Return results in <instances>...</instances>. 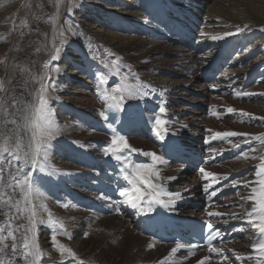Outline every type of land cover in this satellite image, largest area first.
I'll return each instance as SVG.
<instances>
[{
    "label": "bare ground",
    "instance_id": "bare-ground-1",
    "mask_svg": "<svg viewBox=\"0 0 264 264\" xmlns=\"http://www.w3.org/2000/svg\"><path fill=\"white\" fill-rule=\"evenodd\" d=\"M16 1L18 0H0V13L10 16L12 14L11 10L14 9L13 4ZM71 2L69 3L71 4ZM99 2L96 5H90L89 11H91L92 17L97 18L94 22H102L101 18H104L103 24L106 25L107 15H113L112 24L115 26L116 31L108 32L100 26L97 31L99 39L96 40L93 39L90 28L86 29L85 27V30L80 28L79 30L85 34L84 42L79 45L84 51L82 52L83 55L80 54L81 51L76 49L74 52L76 51L77 54L70 53L69 48L65 51L62 59L67 63V66L61 67L60 72L57 73L55 84L59 88L58 91L55 90V93L65 95V97L59 99L57 96V105L54 106L56 119L62 127V132L72 136L70 142L77 140L87 145V147L80 149L75 145H71L70 138L67 142H64L63 135L58 137L60 138L58 143L53 141L54 146L50 153L52 163L60 168L62 173L71 172L73 175L57 174L48 177L43 174V181L46 180L44 184L46 185L48 182L50 184L48 190H45L48 191V197L51 196L50 202L48 198L45 201L46 208L49 207L47 210L54 209L58 205L61 206L65 201L69 203L67 209L61 207V210H56L58 211L56 218L64 221L65 229L71 233L72 238H75L76 241L88 234L76 245L78 252L81 254L78 255L79 257L83 256L85 258V256H88L91 258H86L92 262L97 261L102 264H152L156 259L163 257V261L169 264V247L145 237L147 235L143 232V228L141 226L136 227L142 215L128 206H121L119 201L123 197H120L119 192L113 199L103 200L99 198L100 193L104 190L98 186V180H108L110 187L115 190H118L121 185H127L122 180L119 172L118 175L114 176L109 170L117 162L114 159L111 162L100 152L101 146H106L110 142V135L105 128L104 121L98 114L103 106L98 99L96 75L103 70L102 60L104 62L109 60L107 59L108 56L104 55L113 47L125 57L123 63L131 65L132 75L138 74L145 84L157 89L156 93H150L142 100L129 101V103L138 105L134 110L135 121L126 125V131L130 133L129 142L133 147L144 151H154L161 155L157 146V138L152 131L150 118L154 114H159V105L166 102L167 118L170 120L168 135L173 137L180 146L196 155H200L204 163L208 160V150L211 147V142H214L216 147L226 149L222 155L216 156L215 161H208V164L216 163L218 158L221 159L222 157H226L225 162L213 166L203 165L202 167L220 174L221 182H224V185L228 184V181L222 179L224 175H227L231 180L234 177L243 176L249 170H251L250 173L253 177L251 180H254L252 161L245 162L234 159L237 152L248 148L249 145L241 143L240 148L237 149L233 148L231 143L225 141H212L211 137L216 131H224L220 128V125L221 120H225L229 115L226 112L228 107L253 114L255 118L264 116L263 111L257 107V104L255 106L254 104L243 105L241 109L237 106L240 101L252 100L254 93L243 98L233 95L234 91L251 93L253 87L256 91L264 93V57L261 56L262 59L252 61L249 70L244 71L245 69H242L243 65L250 60L248 56H242L245 47L252 43L254 44L252 49L261 48L260 44L262 42L256 43L255 38L261 34L264 36V31H261V29H264V0H131L128 2L102 0V6L111 8L110 11L102 9L99 11L97 8ZM240 8L242 9L240 10ZM83 9L78 10V12L81 13ZM56 11L59 12V10ZM82 15L81 17H83ZM179 15L186 20L185 28L193 32L192 41H196V45L192 48L180 46L176 39L169 42L167 31L158 26L153 27L158 19L178 21ZM9 19L11 17L1 21L0 30L3 29L7 32L10 30ZM202 23H204V28ZM245 24L249 25V28L242 33H237V26L243 27ZM119 25L123 27L119 28ZM227 32L233 34L222 40L214 41L211 39L212 36L225 35ZM202 33L207 35H202ZM0 43V46L2 44L4 46L6 44L10 45L9 35L0 34ZM262 48L264 49V46ZM93 55H95V59H93ZM221 55L224 57L229 56L231 59L230 64L215 81H208L202 72L214 59ZM27 65H30V63ZM31 65L33 70V64ZM1 67L0 69H2ZM68 69H73L70 75L68 74L69 71L67 72ZM33 71V73L38 72L35 68ZM28 72L30 73V71ZM197 72H199V76ZM122 74L128 75V69L123 68ZM12 80L11 82H13ZM119 80V76L114 78L115 82H119ZM21 81H24L22 73L14 78V82L11 83L9 89L11 93H16V96L19 94L17 101L13 102L9 98L4 106V113L5 111L6 113L10 111L14 113L15 108L19 106L18 101L22 104L26 103V100L23 97L21 98L22 93H17L16 90L17 87L22 88L20 86ZM74 82L77 85L76 87L73 86ZM33 84L34 82L30 79L28 85L32 88ZM259 85L263 86L259 87ZM70 88L74 91H67ZM165 89V96L161 98L158 93ZM29 94L28 92L27 99ZM94 98H96V102H94ZM212 105H216L219 118L212 115ZM61 108H63L64 115H66L64 120L58 119L60 111H62ZM204 109H208L207 118L204 117ZM242 123L244 122L234 118V122L232 124L229 122L228 130L225 131H238L253 135L259 132L256 128L253 131L248 127L245 129L246 131L237 128ZM184 125H187V127H184ZM93 128L97 131H91ZM209 129L212 131H208ZM228 139L239 141L243 138L233 137ZM0 141L2 140L0 139ZM135 155L133 154V159L139 160L134 158ZM145 158L150 162L148 157ZM97 167H101L102 172L99 173ZM199 168L191 164L176 165L170 163V166L163 172L164 176H178L177 180L168 183L170 190L181 192L184 188L191 190L183 193L182 199L176 201V209L180 208V210L188 213L200 211L188 204V200L202 203L206 199L201 187L203 180L198 171ZM220 191L225 193V197L215 206H208V210L225 212L230 215L232 210L226 205L236 202L235 193L237 189L229 186ZM241 194H244V192L241 191ZM81 206L86 207L88 211L90 210V214H87V210L81 208ZM117 207L120 208L123 214H117L115 211ZM236 211L239 210L236 209ZM112 214L116 215L110 216ZM43 215L46 219L47 211ZM216 220L218 223L230 224L233 227L234 234L237 235V241L240 242L236 245L237 249L247 253V255H254L249 243L251 239L250 232H254L253 229L247 228L244 221L232 220L229 216L216 217ZM242 226L245 227L244 231L240 230ZM37 229H39V225H37ZM46 240L47 238H39L40 245H43L41 248L47 245ZM87 241H90V246L95 247L90 253L91 248L87 249L85 245ZM143 244L141 250L140 247ZM149 244H154L155 247L149 249ZM232 250H234L233 247ZM96 251H100V253L97 252V255L94 256ZM224 251L228 256V260L212 254L213 261L211 264H237L239 262L229 249ZM180 263L188 264L184 263V260H181ZM94 264L96 263L94 262ZM250 264H254V261H251Z\"/></svg>",
    "mask_w": 264,
    "mask_h": 264
},
{
    "label": "snow or ice",
    "instance_id": "snow-or-ice-1",
    "mask_svg": "<svg viewBox=\"0 0 264 264\" xmlns=\"http://www.w3.org/2000/svg\"><path fill=\"white\" fill-rule=\"evenodd\" d=\"M249 28L245 24L243 27L237 26V33H242ZM264 31V29H261ZM227 32L225 35L212 36V40H222L226 36L232 35ZM202 35H207L202 33ZM64 44L63 33H61L60 45ZM62 48L53 42V48L50 53V59L43 64L45 70L60 72L61 65L53 63L61 59ZM106 56L111 57L103 63V69L96 75L98 99L103 108L99 111V117L104 121L105 128L110 135V142L106 146H101L100 152L104 157L114 159L119 166V173L127 186L121 185L119 191L120 197H123L119 204L128 206L142 216L155 213L157 209L167 211H176V201L182 199L183 193L190 192L188 188L181 191H172L168 183L178 179L177 175L164 176L163 172L170 166V160L165 156L159 155L154 151H144L133 147L129 142L130 133L126 131V125L133 123L136 119V104L129 101H139L146 98L150 93H156L157 89L145 84L141 77L132 75V68L129 64L122 63L123 57L115 52L108 51ZM95 59V55H93ZM2 63V61H0ZM128 69V75L122 74V69ZM119 76V82L113 86L109 77ZM44 79L51 80L48 71L44 74ZM134 81V82H132ZM40 88L36 90L35 99L26 102L15 108L13 118L6 121L3 130H0V137H3V147H0V264H41V259L46 255L38 241L37 224H43L50 229L51 243L55 247L61 258V264H84L79 259L77 253L58 240V235H63L71 240V233L65 229L63 220L54 219L52 212L47 210L44 203L47 199L45 193L37 186L36 181L40 174H46L48 177L57 174L73 175L71 172H61V169L52 163L50 153L53 148V141L62 135V127L56 119L55 112L51 106L52 96L49 88L59 90L58 86L44 85L42 80H38ZM7 90L0 84V92ZM166 89L159 91V96H165ZM233 95L243 98L253 95L248 92L234 91ZM0 102V119L4 118V109ZM166 102H162L158 107V113L150 119L152 131L157 139L163 141L169 134L168 125L170 120L167 118L168 109ZM212 115L219 118L216 105L211 106ZM226 112L239 113L241 117L254 118L252 114L243 110H237L228 107ZM259 119L264 120V117ZM241 122H244L241 120ZM8 125L13 127L8 128ZM119 125V127H118ZM187 127V125H184ZM91 131H97L95 128ZM208 131H212L209 129ZM242 137V140L233 141L228 138ZM212 141H225L231 143L233 148H240L241 143L249 145L248 148L236 153L235 160L258 161L254 168V180H249L247 175L234 177L229 180L227 175L222 177L228 181L227 185L221 184L220 174L206 170L205 167L198 169L201 174L203 191L207 194L209 200L217 197L218 191L224 187L236 188L237 200L235 203L226 205L232 211L229 213L219 211H207L209 218L229 216L232 220H241L245 222L247 228L253 229L250 247L254 255L244 256L229 250L237 261H254V264H264V135H253L251 133H242L238 131H216ZM208 142V141H206ZM71 145L80 149H85L87 145L77 140H72ZM259 148V151H258ZM225 148L212 146L209 148L208 161H215L217 155H222ZM171 151L179 153L180 147L173 143ZM133 154L148 157L150 162H136ZM251 154V155H250ZM7 169V175H4ZM220 185L218 189L215 187ZM241 191L244 194H241ZM100 199L108 200L109 197L100 193ZM213 205L210 204L209 207ZM61 207L68 208L69 203L65 201ZM238 209L239 211H236ZM47 211V219L43 213ZM117 214H123L119 207L115 208ZM208 229V245L206 250L210 254L223 257L228 260L225 251L215 246L212 242L220 237V232L215 228L214 222L209 219L206 222ZM241 231L245 230L242 226ZM87 234H85L86 238ZM154 244H149L148 248H154ZM188 248L195 249L197 245H184L177 243L171 248L170 254L175 257L176 253L184 249L185 255L170 261L169 264H180V261L195 255L194 252H187ZM70 258V259H69ZM211 256L203 257L197 264H208ZM159 264H166L160 261Z\"/></svg>",
    "mask_w": 264,
    "mask_h": 264
},
{
    "label": "rangeland",
    "instance_id": "rangeland-1",
    "mask_svg": "<svg viewBox=\"0 0 264 264\" xmlns=\"http://www.w3.org/2000/svg\"><path fill=\"white\" fill-rule=\"evenodd\" d=\"M71 1L70 0H18L13 4L14 9L11 10L12 16L11 15L8 16V15H4V13H0V23L5 18L11 17V19L8 20V21H10V30L8 32L3 30V29L0 30V34L9 35V37H10V45L6 44L4 46V44H2L0 46V61H2V63L0 64V67L2 66L1 67L2 69H0L1 70L0 71V84H2L3 87L7 90L6 92H0V102H3L2 103L3 109H4L5 104H7V102L9 101V98L12 99L13 102L17 101V97L19 96V94H18V96H16V93H11V91L9 89L12 85L11 83L14 82V78H16V76L21 75V73H22V76L24 77V81L20 82V86H22V88L17 87L16 90H17V93H19V92L22 93L21 98L23 97L24 100H26V102H31L32 100L35 99V95L33 96V94H35L36 90H38L41 86V85H39L40 83L37 82L38 80H42L44 85L50 84L51 86H55L57 72L54 73V71H51V66H50L49 70H45L43 68V64L50 59V53H51L52 48H53V42H55V44L57 46H60L62 48V56L64 55L65 51L68 48L70 50V53L74 52V50L76 49L77 51H81L80 54L83 55L82 52H84V51L81 49V47L79 45L84 42V40H85L84 35L85 34H83V32H81L79 30L80 28H83V30H85V27H86V29L90 28L92 31V36L94 37L93 39H96V40L99 39V37L97 36L98 35L97 31L100 29V28H98L100 26H102V29H106V31H108V32H115L116 31L113 28L115 26L113 24L111 25L112 16H110V15H107V18H106V21L108 22L107 25L103 24L104 18H101L102 22H94L97 18L92 17L91 11H89L90 5H96L97 2L100 1L99 4L97 5V8L99 9V11H100V9L106 10V11H110V9H111L109 7H106V6H102L101 0H87V1L86 0H81V1L80 0H76V1L71 0ZM113 1L115 2V0H113ZM119 1H123V2L127 1L128 2L131 0H116V2H119ZM69 2H71V4ZM84 3H86V4H84ZM82 9H83V11L81 13L78 12V10L81 11ZM241 9L242 8H240V10ZM56 10H59V12H57ZM117 13H119V12H117ZM67 15H68V17H67ZM81 15L83 17H81ZM109 18H111V19H109ZM78 20H80V21H78ZM81 21H83L82 22L83 24L81 23ZM93 23H95V24H93ZM226 24H228V23H226ZM76 26H77V28H76ZM121 26L122 25H119V28H121ZM75 31H77V32H75ZM61 33H63V38H64V44L62 46L60 45ZM48 36H50V37L47 38ZM261 36H262V34L259 36H256V38H255L256 43L262 42L260 44L261 48H258V49L255 48V50H254V49H252V46L254 44L250 43L249 45H247L245 47L244 51H242V56H248V58H250L249 62L244 64L242 67V69H245L244 71H247L250 69V64L252 63V61H254V60L257 61L258 59H262V57H264V49L262 48L264 46V36H262V37ZM42 47L44 50L42 49ZM108 51L115 52L118 56H122V54L119 53V51L113 47L110 48ZM74 53L77 54L76 51ZM62 56H61V59H59L58 61L53 62V63L59 64V65H61V67H66L67 63L65 61H63ZM104 56H106V55H104ZM122 57H123V61H122V63H123L125 60V57L124 56H122ZM39 59H41V60H39ZM107 59H111V57H107ZM28 63H30V65H27ZM31 64H33V70L35 68V70H37L38 72L33 73L34 71L32 70ZM71 70H73V69L67 70V72L69 71L68 72L69 75H70ZM28 71H30V73ZM46 71H48L50 76H51L50 81L48 79H44L43 74H45ZM102 71H107V70L103 69ZM14 74H16V75H14ZM33 74H34V76H33ZM197 74L199 76V72H197ZM13 76H14V78H13ZM29 76L32 78H30ZM40 76H41V78H40ZM111 77L112 76L109 77V80H110V83H112L114 86V84L116 83L114 81V78L117 76L112 77L113 79ZM30 79H32V81L34 82V84L32 85L33 89L31 88V86L28 85ZM11 80L13 82H11ZM73 86H75V87L77 86L75 82H74ZM260 86H263V85H259V87ZM92 87H93V85H92ZM53 88L54 87L49 88V93L51 96H53L52 97L53 100L51 99L50 103H51V106H52L53 111H54L55 110L54 106L57 105L56 104L57 98L58 99L63 98V97H65V95H58L57 93H55V90ZM70 90L74 91V89H72V88L67 89V91H70ZM252 91L254 92L253 99L249 100V101H240V103L237 105L238 108L241 109L243 105L254 104V106H255V104H257V107L260 108L261 111H263V113H264V93L256 91L255 87L252 88L251 92ZM28 92L30 93L29 94L30 99L29 98L27 99V93ZM25 93H26V95H25ZM31 93H33V94H31ZM93 100H95L94 102L97 101L96 98H94ZM236 101H239V100H236ZM72 102H74V101H72ZM61 110L62 111H60V116H58V119L64 120V118H66V115H64L63 108H61ZM10 112L6 113V111H5L4 118L0 119V130L4 129L3 127H5L7 120H10L11 118H13V112H11V113ZM55 113H56V110H55ZM232 114H234V115L231 118H228L227 120H221L220 128L222 130H224V131L228 130L229 122L232 124L234 122V118H235L237 120H240V121L243 120L244 121V123L239 124L237 126V128H241V129L245 130L248 127L252 131L255 130V128H256L257 130H259V132L257 134H254V135H264V120L259 119L261 117L255 118V116H253L254 119L253 118L250 119L247 116L241 117L238 112L232 113ZM249 125H251V126H249ZM10 126L13 127L12 125H8L7 127L11 128ZM62 135H60L59 137L62 136L64 139V142H67L68 138L72 137V136H69V134H65L63 132H62ZM0 139L2 140V141H0V147H3V137H0ZM59 139L60 138H57L54 142L58 143ZM70 140H71V138L69 139V142H70ZM260 147H264V146H260ZM257 163H258V161H252L251 164L253 165V167H252L253 170H254L255 165ZM6 172H7V169H5V172H4L5 176L7 175ZM42 177H43V174H41L40 177L37 179L36 184L43 191V189H44L43 185L38 184V182H41V181H42L41 182L42 184L45 183V181L41 180V179H43ZM247 177L249 179L251 177V173H249L247 175ZM48 200L50 202L51 198L49 197ZM47 208H49V207H47ZM55 208H54L55 211H54V209H51V208L49 210L50 211L52 210L51 212L53 215H54V213H56L53 216V218L58 219V218H56V216H58V211H56V210H61V207L59 206V207H55ZM86 213H88V211ZM88 214H90V213H88ZM46 219H47V216H46ZM0 223H2V222H0ZM37 225H39V229H37L38 241H39V238H41V237L47 238V240H46L47 245L42 247V249L48 256L45 255L44 257H42V259H41L42 263L41 264H43V262H44V264H56V263L61 264V261L64 260V258H61L59 256L58 252L56 251L55 247L53 245H51L52 243H51V238H50L49 227L45 226L43 224H37ZM46 228L49 229L48 232L46 231L47 230ZM62 236H63L62 234L58 235L59 242L65 244L66 246L71 247L73 250H75V252L77 253V256L81 255L78 252V248L76 247V245H78L79 241L82 240L83 237H85V236H82V238L77 240V241L75 238L74 239L72 238L70 241L66 237H62ZM87 236H88V234H87ZM85 245H86L87 249L91 248L89 250V253H90V251L94 250V248H95L93 246H90V241H87ZM41 246H43V245H41ZM143 246H144V244L140 247L141 250H142ZM74 248H76V249H74ZM46 250H47V252H46ZM49 251H50V253H49ZM97 252L100 253V251H96L94 256L97 255ZM49 255H51V256H49ZM83 255L85 256L86 254L84 253ZM86 257L91 258V257L85 256V258ZM85 258L83 256L79 257V259H81V260L84 259L83 260L84 264H94V262L96 264H102V263L97 262V261L92 262L91 260H89L87 258L85 259ZM52 259H53V261H52ZM160 261H162V260H159V259L155 260V262L158 264ZM65 264H67V261H65Z\"/></svg>",
    "mask_w": 264,
    "mask_h": 264
}]
</instances>
